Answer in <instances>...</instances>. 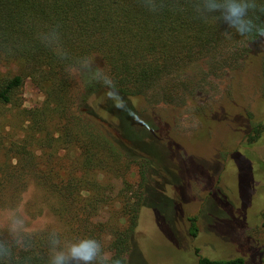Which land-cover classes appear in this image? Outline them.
I'll list each match as a JSON object with an SVG mask.
<instances>
[{"label": "trees", "instance_id": "1", "mask_svg": "<svg viewBox=\"0 0 264 264\" xmlns=\"http://www.w3.org/2000/svg\"><path fill=\"white\" fill-rule=\"evenodd\" d=\"M195 2L0 0V106L16 109L22 130H5L6 118L0 116V203L16 198L32 181L64 228H26L31 247H14L10 264H48L52 231L61 239H98L109 264H130L140 209L155 208L153 199L159 197L174 211L177 201L167 192L179 183L166 186L167 169L148 147L153 124H136L131 98L154 92L164 100L187 99L204 74L246 62L260 43L212 16L200 18ZM255 3L250 15L264 24V0ZM4 65H15L20 73L3 72ZM26 78L43 93L39 106L21 105L18 91ZM230 112H222L223 119ZM262 127L246 133L249 142ZM74 152L73 160L61 163L64 153ZM249 171L245 167L240 174ZM108 175L122 181L120 194L108 192ZM128 175L134 182L124 180ZM187 219V231L197 236V217ZM106 236L114 245L109 253ZM0 241H10L6 228H0ZM196 255L197 264H246L242 256Z\"/></svg>", "mask_w": 264, "mask_h": 264}, {"label": "rangeland", "instance_id": "2", "mask_svg": "<svg viewBox=\"0 0 264 264\" xmlns=\"http://www.w3.org/2000/svg\"><path fill=\"white\" fill-rule=\"evenodd\" d=\"M202 69L207 71L206 66ZM8 70L20 73L15 65L1 67L3 72ZM194 72L189 71V76ZM18 94L22 107L39 106L43 100L42 91L28 78ZM131 101L138 112L136 124H153L155 141L148 147L167 169L166 186L172 185L169 181L179 186L167 192L177 201L174 211L172 204L159 197L153 199L155 208L140 209L130 264H197L196 251L211 259L242 256L246 264H264V44L259 43L246 62L218 75L204 74L187 99L175 96L169 101L149 92ZM11 107L0 106L5 130L21 134L17 111ZM228 110L223 119L222 112ZM97 112L109 120L104 110ZM241 123L244 130L238 131ZM259 123L263 124L259 137L249 142L246 133ZM75 155L64 153L60 161H71ZM245 167L250 170L248 176L240 174ZM124 180L134 182V177ZM107 183L110 194L122 192L120 179L108 175ZM9 213L22 217L26 228L64 229L32 181L16 198L0 203L1 229ZM194 215L195 237L187 231V217ZM113 246L106 236V251Z\"/></svg>", "mask_w": 264, "mask_h": 264}, {"label": "clouds", "instance_id": "3", "mask_svg": "<svg viewBox=\"0 0 264 264\" xmlns=\"http://www.w3.org/2000/svg\"><path fill=\"white\" fill-rule=\"evenodd\" d=\"M194 7L200 18L212 16L240 37L253 38V42L264 44V24H257L250 15L257 9L255 0H196ZM260 11L264 12V7ZM3 223L10 241H0V264H10L14 247H31L30 233L23 218L15 213L6 215ZM47 244L48 264H109L101 242L92 237L61 239L58 232L52 231L47 236Z\"/></svg>", "mask_w": 264, "mask_h": 264}]
</instances>
